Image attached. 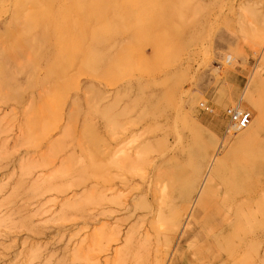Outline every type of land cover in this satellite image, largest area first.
<instances>
[{
	"label": "rangeland",
	"instance_id": "1",
	"mask_svg": "<svg viewBox=\"0 0 264 264\" xmlns=\"http://www.w3.org/2000/svg\"><path fill=\"white\" fill-rule=\"evenodd\" d=\"M0 264H264V0H0Z\"/></svg>",
	"mask_w": 264,
	"mask_h": 264
},
{
	"label": "built area",
	"instance_id": "2",
	"mask_svg": "<svg viewBox=\"0 0 264 264\" xmlns=\"http://www.w3.org/2000/svg\"><path fill=\"white\" fill-rule=\"evenodd\" d=\"M230 124L226 129L228 134L237 133L242 130L246 126H248L252 120V114L248 110L238 111V109L234 108L230 110Z\"/></svg>",
	"mask_w": 264,
	"mask_h": 264
}]
</instances>
